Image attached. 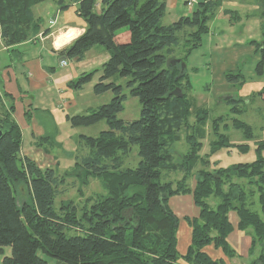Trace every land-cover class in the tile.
<instances>
[{"label":"trees","instance_id":"1","mask_svg":"<svg viewBox=\"0 0 264 264\" xmlns=\"http://www.w3.org/2000/svg\"><path fill=\"white\" fill-rule=\"evenodd\" d=\"M47 1L0 0V49L36 40L45 24L36 7ZM53 1L63 10L76 4L86 22L85 31L60 50V56L82 61L95 47H104L106 54L99 68L82 72L69 86L81 89L100 73L93 92L113 95L109 102L68 115L67 120L72 127L105 120L108 129L97 136L77 135L69 168H41L22 155L23 134L13 117L15 105L6 103L7 94L0 93V250L12 249L3 264H48L40 254L68 264H225L205 247L214 244L235 256L227 240L233 230L232 211L239 216V228L252 236L254 256L248 264H264V142L256 148L253 161L223 165L222 160H213L235 145L220 131L226 120L219 116L208 121L207 109L190 94L187 65L183 69L181 62H173L174 54L182 53L181 61L186 63L187 56L202 45L222 1L197 0L190 14L169 24L163 22L166 0ZM250 43L260 53L255 71L262 76L264 39ZM225 77L238 90L246 82L240 69ZM253 95L264 97V87ZM130 96L139 99L141 112L138 118L126 120L119 114ZM250 96L229 97L231 114L241 111ZM231 120L236 129L251 136L246 123L235 116ZM208 136L209 150L203 153ZM182 139L188 147L176 160L172 148ZM134 146L141 157L135 166L128 161ZM238 146L248 150L247 145ZM81 148L84 152L79 153ZM178 173L182 176L170 177ZM93 179L103 190L87 195L84 187ZM73 186L78 197L64 198ZM21 189L28 195L24 200ZM185 194L193 195L200 213L186 217L192 242L181 255L179 217L170 199ZM255 203L259 210L253 208Z\"/></svg>","mask_w":264,"mask_h":264},{"label":"crops","instance_id":"2","mask_svg":"<svg viewBox=\"0 0 264 264\" xmlns=\"http://www.w3.org/2000/svg\"><path fill=\"white\" fill-rule=\"evenodd\" d=\"M166 1L168 10L169 8H175L179 2V0ZM221 1V9L211 20L213 25L221 19V22H226L227 30L233 33L237 27L236 24L241 21L239 14L236 13L243 11V15L253 19L260 31L258 39L252 40L263 41L264 0ZM45 3H48L47 6L38 5L36 7V15L45 18L44 27L39 33L40 36L38 34L35 41H26L10 48L2 47L0 49V93L8 95H6V98L4 97L6 103L12 101L15 105L13 117L23 134L22 155L36 161L41 168L59 166L61 169H66L74 162L72 153L76 150V147L55 153L47 148L44 143L51 142L54 146L63 148L62 142L64 140H77L75 127H73L74 131L64 132L71 125L67 120V116L85 112L91 107L89 102L86 103L84 95H88L93 99L98 98V96L95 95L92 88L86 90L84 86L81 89H76L69 86V83L82 72L90 70L91 65L95 64L94 58L98 59L101 55L104 57L106 54L103 53V48L95 47L87 53L82 61L65 59L67 64L62 65L59 51L85 31L86 22L78 14L76 4L63 10L53 0H48ZM227 6L232 8L226 9ZM224 13H235L236 20L228 19L230 18L229 15ZM51 21L55 22L52 24ZM46 28H49L50 32L42 35L43 30ZM234 33L237 34L236 31ZM249 34V37L245 39L241 37L238 41H230V44H233L232 46H238L239 48L245 46L240 48L243 50V55L235 53L234 58H232L233 64L239 66L246 77L245 84L239 90L242 97H248L264 87V81L261 80L263 75L259 76L255 71V66L260 60V53L256 52L254 45H249L252 40H248L252 38V32ZM58 41L60 42L59 45ZM247 45L249 46L246 47ZM216 47H219V45H216ZM248 51H251L252 54L248 55ZM96 53L101 55L98 56L97 54L95 56ZM91 60L92 64L90 65ZM246 66H254V70L251 71L250 69L248 74L243 69ZM39 139L43 140L42 143H39ZM61 156L68 158L69 163L65 167L61 166ZM190 184L194 186L195 182H190ZM20 196L22 200L28 197L25 189H21ZM177 196L179 197L177 207L174 208L170 205L179 217L177 250L181 255H184L192 242L193 231L186 217L198 216L200 208L194 203L192 194ZM229 219L233 225V230L228 235L227 240L235 251V256L226 255L222 248H217L214 244L206 246L205 251L214 259H222L225 264H248L254 256L250 254L252 246L251 233L249 230L239 228L237 212H230ZM11 253L10 246L0 250V264H3L4 257L10 256ZM40 255L47 259L48 264H68L44 254Z\"/></svg>","mask_w":264,"mask_h":264},{"label":"rangeland","instance_id":"3","mask_svg":"<svg viewBox=\"0 0 264 264\" xmlns=\"http://www.w3.org/2000/svg\"><path fill=\"white\" fill-rule=\"evenodd\" d=\"M195 3H197V0L196 2H194V4ZM47 4L48 3H42L39 6L43 7V6H47ZM221 7L222 6H220L219 9H217L216 14L219 12ZM230 8L232 7L227 6L226 9H230ZM193 9L194 6H189L185 2V0H179L178 5L175 8L173 9L169 8V10L166 13V16L163 19V22L165 24L172 23L175 20H177L181 15L190 14ZM224 14L229 15L230 18L228 19L232 18V20H236L235 13H224ZM236 14H239L241 21L240 23L238 22L236 24L237 27L234 29L233 33H230V31L227 30V24L225 21L221 22L220 19L216 23H214V25L210 21L209 32L206 35H204L202 45L199 48L193 50L187 56L186 59V65L188 68L189 80L192 89L190 94L194 97L195 102L198 106H202L203 108L207 109L209 114L208 121L217 118L219 116H224L226 122L221 124L225 125V123H227V125L226 126L221 125L220 131H223V133L227 134L230 137L231 142L237 145V146L235 145L231 146L229 149L223 150L219 154L220 159L219 157L213 158V160H216L217 158L218 160H222L221 163L223 165L255 160L256 148L264 142V97H261L259 95L250 96V99L247 98V101H245V105L242 107V110L234 115L231 114L230 112L229 109L230 106L226 104L227 99L229 97L240 94H239V90L236 87L232 86V84L227 81L225 77V73H229L232 71L235 72L240 69L239 66H235L233 64L234 62L232 61V58H234L235 53L237 54L241 53V55H243L242 54L243 50L240 48L245 47V46H241L239 48L238 46H232L233 44H230L231 43L230 41H238L239 38L241 37L245 39L249 37L250 32H252L251 34L252 38H250L248 41L252 39L257 40L259 37L258 34L260 32L258 30V26L254 23V20L249 19L248 16L243 15V11H240L239 13ZM235 31L237 32V34L234 33ZM250 42L249 45H251ZM216 45H219V47H216ZM249 45H247L246 47H248ZM252 45H254L256 49V45L254 43ZM97 54L98 56L101 55L99 53H96L95 56H97ZM247 54L251 55L252 52L248 51ZM174 55H175L174 60L180 59V62H182L180 58L182 56V53L178 55L177 54ZM93 60L95 61V64L93 65L91 63L92 60L90 61L89 64L93 65V66L91 65V68L88 67L90 68V70L96 67L99 68L101 64L105 61V58H103L101 55L98 59L94 58ZM243 69L244 72L249 74L250 69L251 71L254 70V66H246ZM99 76L100 73L95 74L93 80L87 83L84 88L86 90L92 88L93 91V86L98 81ZM261 80L264 81V75L261 77ZM180 90L182 93V89ZM84 96L86 103L89 102V105L91 107H96L103 103L109 102L113 97L112 93L110 92L100 95L98 96V98L95 99L89 97L88 95H84ZM140 112H141V104L139 102V99L137 97L130 96L129 99L125 102V110L119 114V117L126 120H133L140 116ZM233 116L237 117L238 119H240V121L246 123L249 126L250 134H251L250 137H248L243 130H238L235 128L232 122L233 120H231ZM105 129H108V125L105 120H102L91 126L75 127V130L77 131V135H79L80 133H86L87 135L90 136H97L102 130ZM68 130L74 131V128L71 125H69L68 129L64 130V132L67 133ZM208 130L210 131V128ZM210 139L211 136H208L203 141L204 143V148L202 150L203 153L209 150ZM62 144H63V148L61 147L62 148L61 149L59 147L54 146L51 142L44 143V145H46L47 148L51 149L53 152L56 153V152H61L64 149L68 150L71 149L72 147H77L78 142L77 140L74 141L73 139L71 140L67 139L64 140ZM238 145H247L248 150L246 152H243L241 151ZM187 147L188 145L186 144L184 139L177 142L172 148L174 158L176 160L181 159L182 154L187 150ZM84 149L81 148L79 153L84 152ZM262 150H263L262 156L264 157V148ZM140 159L141 157L138 155L137 146H134L133 152L131 153L128 161L132 162L133 166H135L137 165ZM67 163H69L68 158L61 156V166L65 167ZM72 165L73 163L71 164V166ZM181 176L182 175L178 173L176 175L173 174L170 177L179 178ZM73 180H74L73 178H70L69 183L72 184L71 182H73ZM191 182L194 183L195 179H192ZM77 185H79L78 181L75 182L74 186L77 187ZM74 186L70 187L67 195H65L64 198L78 197L77 196L78 192L76 190V187ZM101 190L103 189L98 179L91 180V183L87 185V187H84V192L87 195H90L94 192H100ZM178 198H179L178 196L172 197V199L170 200V204L172 205V207L174 208L177 207V203L179 201ZM208 201L212 202V205H214L213 199H209ZM253 208L259 210L260 204L255 203L253 205Z\"/></svg>","mask_w":264,"mask_h":264},{"label":"water","instance_id":"4","mask_svg":"<svg viewBox=\"0 0 264 264\" xmlns=\"http://www.w3.org/2000/svg\"><path fill=\"white\" fill-rule=\"evenodd\" d=\"M60 59L61 60L65 59V57H61ZM175 61L180 62V59H175L173 62H175ZM181 63H182V68L184 69L186 67V63L185 62H181ZM177 91H178L179 96H182L181 90L178 89ZM2 135H3V130L0 128V138L2 137Z\"/></svg>","mask_w":264,"mask_h":264},{"label":"built area","instance_id":"5","mask_svg":"<svg viewBox=\"0 0 264 264\" xmlns=\"http://www.w3.org/2000/svg\"><path fill=\"white\" fill-rule=\"evenodd\" d=\"M187 2H188V3H187L188 5L193 6V5H194V2H196V0H187ZM51 23L53 24L54 21H51ZM61 64H62V65H66V64H67V60L62 59V60H61Z\"/></svg>","mask_w":264,"mask_h":264},{"label":"bare ground","instance_id":"6","mask_svg":"<svg viewBox=\"0 0 264 264\" xmlns=\"http://www.w3.org/2000/svg\"><path fill=\"white\" fill-rule=\"evenodd\" d=\"M73 35H74V34H73ZM68 39H70V38H68ZM67 41H69V40H67ZM57 43H58V45L60 44V42H59V41H58Z\"/></svg>","mask_w":264,"mask_h":264}]
</instances>
